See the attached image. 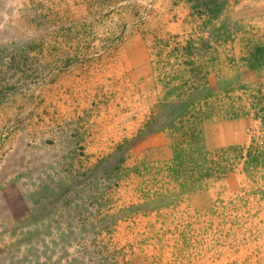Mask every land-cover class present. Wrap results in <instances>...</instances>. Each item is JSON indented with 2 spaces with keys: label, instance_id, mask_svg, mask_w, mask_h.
Returning a JSON list of instances; mask_svg holds the SVG:
<instances>
[{
  "label": "rangeland",
  "instance_id": "rangeland-1",
  "mask_svg": "<svg viewBox=\"0 0 264 264\" xmlns=\"http://www.w3.org/2000/svg\"><path fill=\"white\" fill-rule=\"evenodd\" d=\"M263 70L264 0H0V264H264Z\"/></svg>",
  "mask_w": 264,
  "mask_h": 264
},
{
  "label": "crops",
  "instance_id": "crops-1",
  "mask_svg": "<svg viewBox=\"0 0 264 264\" xmlns=\"http://www.w3.org/2000/svg\"><path fill=\"white\" fill-rule=\"evenodd\" d=\"M242 121L243 120L237 121V122L235 121H221V122L216 121L215 125L213 124L211 128V144H213L214 146H217V145H229L232 143L243 144L244 142H247L249 139V134L247 132L246 127L243 124L244 122ZM220 125H222L221 129H220ZM145 141H146V144L152 148L151 152L153 154L168 155V153L170 152V147H169L170 143L167 139V132L161 131V132H155V133L149 134L145 137ZM234 177H236L235 174H234ZM219 182L221 181H217L216 184H219ZM231 191L234 192L233 189ZM210 194L213 197L212 198L213 201H211L213 203L212 205L211 204L210 205L212 206L213 209L215 208L217 211L219 210L222 212L221 208H223V204H225L227 201L222 203L221 198L223 196H218L219 194L218 191L216 194H214V190L210 189ZM228 208L229 207L226 205L225 210L228 211ZM231 212H234V211L231 210ZM212 213L214 212L211 211V215ZM261 217L264 219V211L261 213ZM263 223L264 222H261L260 224H263ZM232 228H233V225H232ZM248 253H249V250L241 254L243 256H247ZM260 257H263V261H264V252L262 253V255H260ZM241 258H244V257H241Z\"/></svg>",
  "mask_w": 264,
  "mask_h": 264
}]
</instances>
